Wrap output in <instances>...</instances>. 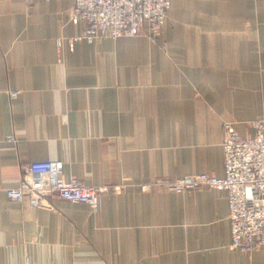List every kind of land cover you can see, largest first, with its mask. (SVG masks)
Returning <instances> with one entry per match:
<instances>
[{
  "label": "crops",
  "instance_id": "0c3cea01",
  "mask_svg": "<svg viewBox=\"0 0 264 264\" xmlns=\"http://www.w3.org/2000/svg\"><path fill=\"white\" fill-rule=\"evenodd\" d=\"M29 1L0 0V264H264V247L230 249L225 191L137 186L222 177L223 123L264 118V0H174L156 39L143 25L72 49L73 0ZM48 160L126 186L96 212L7 198L21 166Z\"/></svg>",
  "mask_w": 264,
  "mask_h": 264
},
{
  "label": "built area",
  "instance_id": "2783aa9c",
  "mask_svg": "<svg viewBox=\"0 0 264 264\" xmlns=\"http://www.w3.org/2000/svg\"><path fill=\"white\" fill-rule=\"evenodd\" d=\"M29 1V0H28ZM174 0H73L67 20L83 25L80 35L65 39L69 48L81 39L93 43L104 38L135 36L143 25L146 35L154 38L166 22ZM30 2V1H29ZM58 48L63 41L57 40ZM11 98L18 93L10 92ZM251 133L241 134L231 124L223 127L222 141L224 174L209 173L184 175L175 180L158 179L137 185L141 191L163 187L170 192L184 193L201 188L226 192L230 224V249L251 254L264 247V119L248 124ZM15 143L14 136L6 138ZM14 187L3 189L7 198L22 201L25 195L37 200L56 195L72 203L89 206L96 212L102 207V196L116 192L125 185L88 186L71 178L62 177L59 161H35L21 166ZM21 264H31L25 254Z\"/></svg>",
  "mask_w": 264,
  "mask_h": 264
},
{
  "label": "rangeland",
  "instance_id": "374dc122",
  "mask_svg": "<svg viewBox=\"0 0 264 264\" xmlns=\"http://www.w3.org/2000/svg\"><path fill=\"white\" fill-rule=\"evenodd\" d=\"M166 20H167V19H166ZM160 28H161V27H160ZM159 34H160V29H159L158 34H157L156 37H154V38H152V37H150V36H149V37L153 40V39H156V38L159 36ZM258 118H262V119H264L263 117H257V118H255V119H253V120H251V121H248V122L246 123V127H247V129H250V130H251V128L248 126V124L251 123L252 121L258 119ZM225 124H231V125L234 127L233 123H231V122H224L223 125H222V127H224ZM234 129H235V128H234ZM235 130H236V129H235ZM236 131H237V130H236ZM237 132H239V131H237ZM251 132H252V130H251L250 132L247 131L246 133H251ZM239 133H240V132H239ZM246 133H244V134H246ZM223 134H224V131H223ZM241 134H242V133H241ZM223 137H224V136H223ZM222 149H223V148H222ZM195 174H198V173H195ZM187 175H189V174H187ZM182 177H183V176H182ZM180 178H181V177H180ZM178 179H179V178H178ZM157 180H158V179H157ZM167 180H170V179H167ZM173 180H175V179H173ZM154 181H156V180H154ZM154 181H152V182H154ZM152 182H149V183H152ZM122 184L126 186V182H124V183H122ZM142 184H148V183H142ZM125 186H124V187H125ZM138 188H139V187H138ZM162 188H163V187H162ZM121 189H122V188H121ZM121 189H120V190H121ZM151 189H152V188H150V189H148V190H151ZM164 189H165V188H164ZM148 190L146 189L145 191H148ZM165 190H166V189H165ZM167 191H168V190H167ZM169 192H170V191H169ZM174 193H176V192H174ZM184 193H189V192H184ZM181 194H182V193H181ZM46 199H47V197H46L45 199H43V197H42L41 199H37V200H34V199H33V201L37 203V202H40V201H41V202H42V201H45Z\"/></svg>",
  "mask_w": 264,
  "mask_h": 264
}]
</instances>
